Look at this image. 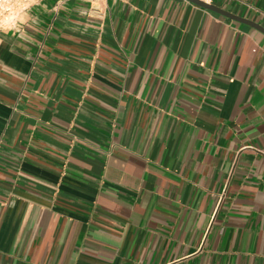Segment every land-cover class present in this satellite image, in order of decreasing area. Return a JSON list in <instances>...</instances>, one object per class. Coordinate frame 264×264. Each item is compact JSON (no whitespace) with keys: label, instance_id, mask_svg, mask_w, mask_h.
I'll use <instances>...</instances> for the list:
<instances>
[{"label":"crops","instance_id":"obj_1","mask_svg":"<svg viewBox=\"0 0 264 264\" xmlns=\"http://www.w3.org/2000/svg\"><path fill=\"white\" fill-rule=\"evenodd\" d=\"M0 264H264V33L189 0L1 31Z\"/></svg>","mask_w":264,"mask_h":264},{"label":"built area","instance_id":"obj_2","mask_svg":"<svg viewBox=\"0 0 264 264\" xmlns=\"http://www.w3.org/2000/svg\"><path fill=\"white\" fill-rule=\"evenodd\" d=\"M42 0H0V32L15 29L28 14V10ZM211 4L212 0H202Z\"/></svg>","mask_w":264,"mask_h":264},{"label":"water","instance_id":"obj_3","mask_svg":"<svg viewBox=\"0 0 264 264\" xmlns=\"http://www.w3.org/2000/svg\"><path fill=\"white\" fill-rule=\"evenodd\" d=\"M190 2L202 7V8H205L207 10H210V11H213V12H216L220 15H223L227 18H231L235 21H238V22H242V23H245V24H248L250 26H253L254 28H257L259 30H261L263 33H264V28H262L261 26H259L258 24L254 23V22H251L249 20H246V19H243V18H240L238 16H235L233 14H231L230 12L226 11V10H223V9H220L218 7H216L215 5L213 4H208L202 0H189Z\"/></svg>","mask_w":264,"mask_h":264}]
</instances>
